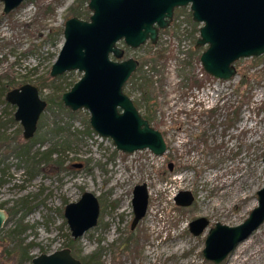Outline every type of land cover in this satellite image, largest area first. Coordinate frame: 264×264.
<instances>
[{"label":"rangeland","instance_id":"374dc122","mask_svg":"<svg viewBox=\"0 0 264 264\" xmlns=\"http://www.w3.org/2000/svg\"><path fill=\"white\" fill-rule=\"evenodd\" d=\"M87 2L26 0L8 14L2 13L0 2V82L8 89L25 82L36 84L47 101L36 137L25 140L20 122L13 118L15 107L0 94V208L7 213L0 229V264H17L14 252H6L11 247L7 233L21 216L28 226L22 235L32 243L31 255L67 247L72 237L64 206L84 191L97 196L99 215L96 225L70 247L82 264L89 254L99 255L102 264H213L202 255L207 229L195 236L188 223L205 216L209 226L236 225L257 205L256 193L264 182V54L236 61V75L229 80L207 78L199 61L205 47L194 48L197 32L188 6L175 9L172 22L160 30L155 44L148 40L129 48L120 41L123 58L139 62L134 81L142 75L152 80L146 103L141 99L147 85L129 96L141 104L142 114L150 105V124L166 142L162 155L147 149L124 153L91 128L87 110L56 107L61 93L82 72L49 75L63 36L52 45L47 33L51 27H63L70 16L85 19L75 10L89 12ZM131 80L132 76L125 92L131 89ZM48 99L55 102L51 108ZM55 121L64 131L48 132L43 138L36 135L40 122L44 132ZM25 143L30 155L51 147L59 150L47 160L41 155L31 159L15 151ZM138 183L147 186L148 206L131 229L132 189ZM180 190L193 194L190 205L175 204ZM21 198L28 206L10 213ZM235 262L264 264V222L219 264Z\"/></svg>","mask_w":264,"mask_h":264},{"label":"water","instance_id":"95a60500","mask_svg":"<svg viewBox=\"0 0 264 264\" xmlns=\"http://www.w3.org/2000/svg\"><path fill=\"white\" fill-rule=\"evenodd\" d=\"M24 1L0 0L2 13H10ZM186 6L192 21L200 24L194 48L205 47L199 61L210 77L229 80L236 75V61L264 54V0H88L87 19L71 16L63 23V42L49 75L56 77L72 70L81 71L82 75L61 93L60 100L71 111L87 110L91 128L110 138L121 152L147 149L154 155H162L166 142L162 132L150 124L123 89L139 63L133 57L123 58L124 48L118 42L129 48H137L147 40L155 44L159 30L170 25L174 10ZM4 99L15 107L13 118L20 122L23 138L31 139L47 105L40 97L39 86L25 82L8 89ZM262 163L264 166V152ZM256 194L257 205L241 223L216 222L208 229L202 249L205 259L221 262L264 222V182ZM193 200L189 190H180L174 196L178 206H188ZM131 204L133 229L147 210L145 183L134 185ZM63 215L71 237L82 236L97 223V196L84 191L76 201L65 204ZM6 218V211L0 208V229ZM208 223L205 216H199L188 223V228L193 235H199ZM31 264L82 262L69 247H62L33 256Z\"/></svg>","mask_w":264,"mask_h":264},{"label":"trees","instance_id":"16d2710c","mask_svg":"<svg viewBox=\"0 0 264 264\" xmlns=\"http://www.w3.org/2000/svg\"><path fill=\"white\" fill-rule=\"evenodd\" d=\"M88 13L89 12L86 10V8L85 9L83 8V10H81V11L75 10V14H77L79 16H82L84 18H86L89 15ZM192 25H193V30L196 33L197 29H198L197 28L198 24L195 23V22H192ZM62 29H63V27H54V28L51 27L49 29V31L47 33V40L50 41V43L52 45H55L58 37L60 35H62ZM194 36L196 37V35H194ZM162 53H163V51L160 52L161 55H162ZM161 55H159L158 57H161ZM151 69L154 70L155 66H151ZM135 72L131 75L132 76V80L131 81H132L133 85H132L131 89L126 91V93L128 95H130L133 90L139 89V87L142 88L143 86L147 85V88L145 89V87H144V89H143L142 99H141V101L143 100L146 103L147 100L149 99V95L147 94V92H148V88H149V82H150L151 79H148L147 76L142 75V76L138 77L136 79V81H134V78L136 77V73ZM207 76H208L207 78H212L209 75H207ZM193 82L196 83V84H199V82L197 80H195V79H193ZM7 90H8V88H7L6 84L5 83H1L0 84V94L1 95H5V92ZM48 102L50 103L49 104V108L52 107V104L53 105L55 104V102L53 103V101L51 99H48ZM134 103H135V105L137 106L138 109H139V106L141 107L140 103L137 104L136 101ZM56 107L59 110L69 111L68 109H66V108H64L62 106V102H61L60 98L56 101ZM146 111H147V113L142 114V115L151 123L153 117H152V114L150 113L151 112L150 105H147ZM233 113L235 115H237V111L236 110ZM41 128H42V123L40 122L39 123V127H38V131H37V134H36L37 136H40V138H43V136H45L48 132H51L53 134H57L58 132L64 131V127L61 126L59 124V122H56V121L53 122L52 126L47 131L41 132ZM87 129L91 130L89 125H87ZM35 137H33L32 139H34ZM4 139H5V137H4ZM17 147L18 148H16L15 151H17L19 154H24L26 157L31 158V159H33L37 155H41V158L44 159V160H47L54 151L59 150L57 147H51V148L43 150V151H36L33 155H30L29 154L30 153V146L28 145V143L20 144ZM0 206H2V204ZM27 206H28L27 205V201L25 199L21 198L19 201H17L15 203L14 207L10 208V213H15L16 210L18 211L19 209H24ZM23 218L24 217L21 216L14 223V227L11 228L8 231V233H7V236L9 238L10 243H11V247L10 248H6V252L8 254H10V255L14 252L13 254L15 255V258L17 257V264H21V263H23L25 261H29L31 263V259L33 257V255H31L29 253V248L32 245V243L31 242H27L26 243L24 241L25 238L22 235L24 233V231L28 228L26 223L23 222ZM74 242H75V239L70 238L69 239V243L67 244V247H69V248L72 247ZM83 264H102V263H101V261L99 259V255H97V254H89V255L85 256V259L83 258Z\"/></svg>","mask_w":264,"mask_h":264},{"label":"flooded vegetation","instance_id":"af4514ba","mask_svg":"<svg viewBox=\"0 0 264 264\" xmlns=\"http://www.w3.org/2000/svg\"><path fill=\"white\" fill-rule=\"evenodd\" d=\"M88 10H89V9H88ZM174 11H175V10H174ZM189 11H190V10H189ZM89 12H90V10H89ZM190 14H191V13H190ZM89 15H90V13H89ZM89 15H88V16H89ZM173 15H174V14H173ZM73 16H75V15H73ZM88 16H87V18H88ZM70 17H71V16H70ZM77 17H78V16H77ZM173 17H174V16H173ZM79 18H80V17H79ZM87 18H85V19H87ZM82 19H83V18H82ZM172 20H173V19H172ZM171 22H172V21H171ZM193 22H194V21H193ZM195 23H197V22H195ZM197 24H198V23H197ZM199 27H200V24H199V26H198V29H199ZM198 29H197V35H196L197 37H198V33H199V32H198ZM160 30H161V29H160ZM160 30H159V32H160ZM159 32H158V36H159ZM197 37H196V38H197ZM157 40H158V37H157ZM157 40H156V41H157ZM147 41H148V40H147ZM122 43H123V42H122ZM150 43H151V42H150ZM151 44H153V43H151ZM118 45H119V42H118ZM123 45H124V44H123ZM119 46H120V45H119ZM121 47H123V46L121 45ZM123 48H124V47H123ZM197 49H198V48H197ZM124 53H125V49H124ZM127 58H128V57H127ZM138 63H139V62H138ZM71 86H72V85H71ZM183 207H185V206H183ZM206 218H207V217H206ZM207 219H208V218H207ZM190 221H191V220H190ZM190 221H189V222H190ZM208 221H209V219H208ZM215 223H216V222H215ZM215 223H214L213 225H211V226H209V223H208L207 227L203 230V232H204L206 229H207V231H208V229L211 228V227H213V226L215 225ZM130 224H131V223H130ZM223 224H224V223H223ZM188 230H189V228H188ZM203 232H202V233H203ZM190 233H191V232H190ZM202 233H201V234H202ZM206 235H207V234H206ZM195 236H196V235H195ZM205 237H206V236H205ZM246 239H247V238H246ZM244 240H245V239H244ZM241 242H242V241H241ZM239 243H240V242H239ZM239 243H238V244H239ZM238 244H237V245H238ZM237 245H236V246H237ZM235 248H236V247H235ZM235 248H234V249H235ZM202 249H203V248H202ZM234 249H233V250H234ZM202 255H203V254H202ZM223 260H224V259H223ZM223 260H222V261H223ZM222 261H221V262H222ZM154 263H155V262H154ZM158 263H159V262H158ZM212 263H213V264H216V263H214V262H212ZM219 263H220V262H219ZM219 263H217V264H219Z\"/></svg>","mask_w":264,"mask_h":264},{"label":"bare ground","instance_id":"6f19581e","mask_svg":"<svg viewBox=\"0 0 264 264\" xmlns=\"http://www.w3.org/2000/svg\"><path fill=\"white\" fill-rule=\"evenodd\" d=\"M248 242H249V241H248ZM244 248H245V247H244ZM241 249H242V248H241ZM243 250H244V249H243ZM238 252H239V251H238ZM241 252H242V251H241ZM250 252H251V251H250ZM254 252H256V251L254 250L253 253H254ZM250 254H251V253H250ZM250 254H249V255H250ZM256 255H257V254H256ZM260 256H261V255H260ZM234 258H236V257H234ZM256 258H257V257H256ZM234 260H235V259H234ZM238 260H240V259H238ZM250 261H251V260H250ZM250 261H249V263H250ZM254 261H255V260H254ZM232 263H233V262H232ZM235 264H236V262H235ZM241 264H242V263H241ZM243 264H244V262H243ZM258 264H260V263L258 262Z\"/></svg>","mask_w":264,"mask_h":264},{"label":"built area","instance_id":"2783aa9c","mask_svg":"<svg viewBox=\"0 0 264 264\" xmlns=\"http://www.w3.org/2000/svg\"><path fill=\"white\" fill-rule=\"evenodd\" d=\"M203 73H204V71H203ZM202 72H201V74H203Z\"/></svg>","mask_w":264,"mask_h":264}]
</instances>
